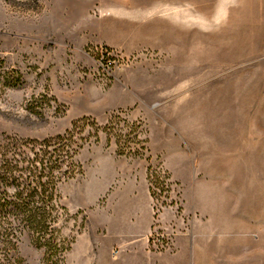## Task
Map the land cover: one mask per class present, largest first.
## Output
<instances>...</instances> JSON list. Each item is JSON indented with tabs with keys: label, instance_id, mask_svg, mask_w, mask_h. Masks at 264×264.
<instances>
[{
	"label": "rangeland",
	"instance_id": "374dc122",
	"mask_svg": "<svg viewBox=\"0 0 264 264\" xmlns=\"http://www.w3.org/2000/svg\"><path fill=\"white\" fill-rule=\"evenodd\" d=\"M112 116L140 122L152 144L116 156L101 133L80 150L83 175L60 187L74 216L64 264H79L75 238L95 206L78 208L105 162H147L154 187L166 177L183 233L195 216L161 164L187 162L214 193L216 214L203 220L230 253L225 264H264V0H0V134L45 139ZM17 252L43 264L25 236Z\"/></svg>",
	"mask_w": 264,
	"mask_h": 264
},
{
	"label": "trees",
	"instance_id": "16d2710c",
	"mask_svg": "<svg viewBox=\"0 0 264 264\" xmlns=\"http://www.w3.org/2000/svg\"><path fill=\"white\" fill-rule=\"evenodd\" d=\"M101 133L106 147L113 144L116 156L134 158L148 153L141 123L118 116H112L105 126L82 117L63 134L45 139L0 134V264H23L17 252L21 236L42 251L43 264H64L74 239L63 231L74 216L62 203L60 187L83 175L75 158L85 145L98 143ZM150 171L148 167V184ZM153 180L163 192V182Z\"/></svg>",
	"mask_w": 264,
	"mask_h": 264
},
{
	"label": "crops",
	"instance_id": "0c3cea01",
	"mask_svg": "<svg viewBox=\"0 0 264 264\" xmlns=\"http://www.w3.org/2000/svg\"><path fill=\"white\" fill-rule=\"evenodd\" d=\"M120 103L129 100L120 92ZM148 144H152L150 140ZM184 170H177L171 162L161 167L169 178L181 187V207L193 214L188 232H179L174 248L169 252H155L149 243L153 214L147 182V162H105L107 174L94 180V191L81 197V207L92 208L83 221V229L75 238L79 245V264H225L230 253L221 250V242L214 235L209 220L216 214L214 193L196 183ZM181 166V165H180ZM102 205L96 206L101 199ZM211 215V216H210ZM209 218V221L203 218ZM171 221V213H162V224ZM176 225H180L176 221Z\"/></svg>",
	"mask_w": 264,
	"mask_h": 264
},
{
	"label": "built area",
	"instance_id": "2783aa9c",
	"mask_svg": "<svg viewBox=\"0 0 264 264\" xmlns=\"http://www.w3.org/2000/svg\"><path fill=\"white\" fill-rule=\"evenodd\" d=\"M162 179L164 180L163 184L165 187L163 192H160V190L154 187L151 183L148 185L153 214V224L149 233V243L150 247L155 252L171 253L174 248V238L179 233L180 229L176 224H172V220L168 223L162 224V213L167 209L176 212L178 200H176V195H174V197L172 196L175 193L169 180L163 177Z\"/></svg>",
	"mask_w": 264,
	"mask_h": 264
}]
</instances>
